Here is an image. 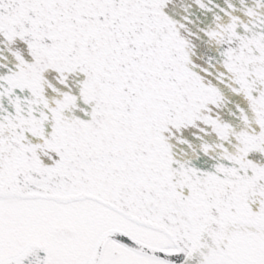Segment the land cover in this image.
Returning <instances> with one entry per match:
<instances>
[{
    "label": "snow or ice",
    "instance_id": "snow-or-ice-1",
    "mask_svg": "<svg viewBox=\"0 0 264 264\" xmlns=\"http://www.w3.org/2000/svg\"><path fill=\"white\" fill-rule=\"evenodd\" d=\"M0 264H264V0H0Z\"/></svg>",
    "mask_w": 264,
    "mask_h": 264
}]
</instances>
